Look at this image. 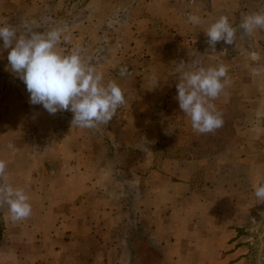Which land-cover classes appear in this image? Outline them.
<instances>
[{
	"label": "crops",
	"instance_id": "1",
	"mask_svg": "<svg viewBox=\"0 0 264 264\" xmlns=\"http://www.w3.org/2000/svg\"><path fill=\"white\" fill-rule=\"evenodd\" d=\"M186 1L129 0L132 20L120 14L122 0H89L87 12L70 19L56 14L65 0H1L8 10L0 26L13 27L18 35L27 34L26 24L42 33L61 29L56 50L61 55L78 51L103 74L104 84L111 75L128 106L94 128L72 126L73 113L58 111L51 116L68 121L49 131V141L39 138L42 143L34 138L39 135L35 129L27 135L26 129L8 126L9 114L2 112L0 160L7 167L0 185L23 189L32 211L13 221L9 206L0 203V264H141L144 257L150 260L154 247L161 250L155 264L243 262L237 257L235 229L232 248L220 256L217 245L195 241L190 233L203 227L195 217L205 209L214 215H246L257 205L255 188L264 181V80L257 75L264 29L247 35L239 25L245 16L264 12V0H194L190 14L200 17L197 25L183 16ZM221 16L236 29L235 41L213 47L205 32ZM122 23L127 30L119 29ZM64 37L81 48L71 42L67 52L58 50ZM95 39L101 42L96 45ZM0 50L6 57L10 51L3 42ZM109 52L115 62L108 60ZM125 59L131 61L133 76L120 79L115 74ZM181 61L185 71L227 69L229 83L210 101L223 119L213 133L195 132L179 108L181 73L176 68ZM7 65H0V106L14 99L17 108L8 111L15 120L39 117L42 112L19 111L30 95ZM76 142L78 159L73 158ZM96 147L100 156L90 153ZM58 157L65 158L61 167ZM244 181L251 186L239 189ZM212 228L217 230H205Z\"/></svg>",
	"mask_w": 264,
	"mask_h": 264
},
{
	"label": "clouds",
	"instance_id": "2",
	"mask_svg": "<svg viewBox=\"0 0 264 264\" xmlns=\"http://www.w3.org/2000/svg\"><path fill=\"white\" fill-rule=\"evenodd\" d=\"M193 25L201 22L200 17L189 14ZM35 24V21L32 22ZM245 34L251 35L256 29H264V12L244 17L239 25ZM27 34H17L15 28L0 26V41L7 55V70L15 74L26 86L30 94L29 103L42 105L50 114L71 111L72 126L94 128L108 123L116 110L125 103L121 88L114 82L103 83V74L86 64L78 51L61 55L56 49L62 42V30L53 28L46 33L33 31L26 24ZM208 43L215 46L224 41L233 44L236 29L227 16H221L205 32ZM67 40V37H64ZM185 62L177 64L176 71L181 79L176 84L180 110L189 117L191 127L200 134L213 133L223 125L222 115L216 111L215 100L229 83L227 69L201 67L196 71H185ZM127 68H121L124 76ZM13 148V145H9ZM6 162L0 160V176L6 171ZM255 196L264 201V184L255 188ZM29 197L21 188L0 185V203L9 206L13 221L23 220L31 215Z\"/></svg>",
	"mask_w": 264,
	"mask_h": 264
},
{
	"label": "rangeland",
	"instance_id": "3",
	"mask_svg": "<svg viewBox=\"0 0 264 264\" xmlns=\"http://www.w3.org/2000/svg\"><path fill=\"white\" fill-rule=\"evenodd\" d=\"M89 0H65V2H63L64 5H62V8H60V10L58 9L56 14L59 15L60 12V16H62L61 13H63L64 17H68V19L70 18H78L80 14H82L81 12H87L86 11V3ZM190 0L186 1L185 4V9L183 10V16L184 17H188L191 11L192 6L194 5V0L193 3L190 4L189 3ZM1 2V0H0ZM122 5L121 8H119L118 10L120 11V14L122 13V16L127 17V16H131V19L133 20V10L131 11V8L129 7V0H122ZM64 7V8H63ZM91 11L93 8H90ZM8 10L6 7L2 8L0 6V17L1 14L3 13V11ZM105 10L107 11L105 15H109V10L107 8H105ZM104 12V11H102ZM4 14V13H3ZM6 14V13H5ZM101 15V14H100ZM110 16V15H109ZM97 19V18H96ZM157 22V21H156ZM134 23V22H133ZM135 24V23H134ZM109 26V25H107ZM128 26L125 23H122L121 26L119 27V29H122L123 31L127 30ZM109 31H113V27L109 26L107 28ZM160 26L156 25V30H159ZM158 33V31H157ZM65 42V44L63 45V47L61 46V48H59L58 50L67 52L66 47L67 46H71L72 43H74L75 45H77V48H81V43L79 42H74L71 39H67L66 41L63 40ZM68 41L70 42L69 44ZM72 42V43H71ZM94 43H96V45L99 44V42H101V40H97L95 39L93 41ZM0 43H2V41H0ZM62 44V43H61ZM129 45V44H128ZM85 47V46H84ZM96 48H92L91 52H96L95 51ZM110 56L108 58V60H111L112 62H115L117 59H111L112 57V53L109 52ZM115 57V56H113ZM131 58V57H130ZM131 62L129 59L128 60H123L120 63V66H123V68H127V73L124 76H128L131 77L133 76V70H132V64L128 63ZM132 62H135L132 58ZM262 72L258 73L257 75L261 78H263L264 80V56H263V60H262ZM8 64L7 63V57L5 56V54L0 50V65H5ZM120 70L121 67L117 70V74H115V76L117 77V75H120ZM3 70L1 69L0 72H2ZM141 71V70H140ZM109 75V73H106ZM110 77H112L110 75ZM106 78L105 77V85H107L108 82L112 81L111 79ZM123 76L119 77L120 79H122ZM15 90H17L15 88ZM122 90V89H121ZM123 93V92H122ZM16 94H18V91H16ZM30 95V94H29ZM30 98V97H29ZM17 99V98H16ZM24 99V97H23ZM17 101V100H16ZM11 104L9 105H5V107H1L0 108V128L5 127V120L3 119L2 116V112L6 111V113L9 114L8 119L10 120V122H12V124H8V126L11 127H15L16 129H26L27 130V135L30 134V129H35L36 137L34 138H43V140L45 141H49L50 138H52L51 135H49V131L53 129V127H56V125L60 122V124H65L66 121H68L65 117H58V118H53V116H51L44 108L42 105H32L29 103V99L28 102L26 101L25 104V108L22 106V104H19V111L20 110H25V109H31V110H35L37 112H42L43 114H41V118L37 117L34 118L33 116L29 117H25L22 118L20 120H15V118L13 117V114L10 115L8 110H12L14 108H17L16 104L14 105V99L10 100ZM127 104H123L121 105L116 111L119 113H123L124 111L127 110ZM12 112V111H11ZM16 112V111H15ZM9 123V122H8ZM41 129L43 132H40ZM22 131L19 132V134ZM22 134V133H21ZM20 134V136H21ZM93 135V134H92ZM33 137V134H32ZM62 136H59V138ZM59 139L54 140V142H59ZM38 143H42V139L38 140ZM79 143L76 142L75 147H74V152L75 154H73V158L78 159L79 157H81L80 154L77 153H81L79 150L77 149H81V147L78 145ZM98 151V147H96V149L92 148L90 149V153L92 155V153H96ZM102 151L96 153V155L100 156ZM58 166L61 167L63 161H65V158L63 157H58ZM242 174H247L249 175V171L243 170L241 172ZM264 184V181L259 182L258 186ZM249 186H251V183L249 182H242L239 184V189H247ZM257 205L250 210L249 214H225L224 212L219 213L217 215L214 214H209L208 210L209 209H205L207 212L206 213H202L201 216L200 214L196 217L195 219H197L198 221H200V224H202L203 227H201L199 230H195L193 233H190V236H193V239L195 241H203V242H208L211 244H215L218 246L217 249V253L219 256L220 255H225L227 254L231 248L232 245H230V241L233 238V232L231 231V229H235V234H236V239H238V243L236 244V247L239 248L238 253H237V257L238 259H241V257H244L243 262H239L238 264H264V201L259 200L257 197ZM225 206H222V211H224ZM204 210V211H205ZM168 218H165V221H167ZM196 220V221H197ZM216 223H218V225H216ZM209 226H217V230H214V228H212V231L209 230H205V227H209ZM189 232L184 231L183 232V236L186 237L187 234ZM193 234V235H191ZM170 238L173 240L172 234H170ZM185 245V243H184ZM141 247V246H139ZM193 246H188L186 245V250H192ZM141 251H143L144 248H140ZM138 250V249H137ZM154 252L152 254H148V257H150V260H144L145 257L143 258V260L141 261V264H146V263H151V264H155L159 262V259L161 258V250L157 247H154ZM138 253H141L138 250Z\"/></svg>",
	"mask_w": 264,
	"mask_h": 264
},
{
	"label": "built area",
	"instance_id": "4",
	"mask_svg": "<svg viewBox=\"0 0 264 264\" xmlns=\"http://www.w3.org/2000/svg\"><path fill=\"white\" fill-rule=\"evenodd\" d=\"M189 3L192 4L193 3V0H190Z\"/></svg>",
	"mask_w": 264,
	"mask_h": 264
}]
</instances>
